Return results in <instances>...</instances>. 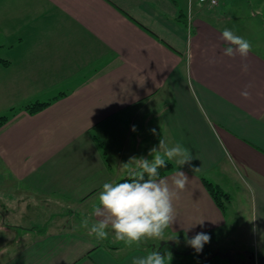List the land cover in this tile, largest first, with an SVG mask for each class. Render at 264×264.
<instances>
[{
	"label": "crops",
	"instance_id": "1",
	"mask_svg": "<svg viewBox=\"0 0 264 264\" xmlns=\"http://www.w3.org/2000/svg\"><path fill=\"white\" fill-rule=\"evenodd\" d=\"M200 4L0 0V116L12 114L0 128V264H132L153 251L170 264H227L214 257H235L237 243L264 248V0ZM224 29L251 42L246 59L224 55ZM162 137L193 156L162 178L189 179L164 240L129 247L68 224L65 208L93 210L103 184L125 177L131 157L151 160ZM205 180L229 196L224 211ZM232 181L248 197L249 240L238 226L226 232ZM200 232L211 236L204 255L185 243ZM243 253L236 263L254 257Z\"/></svg>",
	"mask_w": 264,
	"mask_h": 264
},
{
	"label": "clouds",
	"instance_id": "2",
	"mask_svg": "<svg viewBox=\"0 0 264 264\" xmlns=\"http://www.w3.org/2000/svg\"><path fill=\"white\" fill-rule=\"evenodd\" d=\"M222 39L230 45L224 50L226 56L239 55L246 59L252 50L250 41L230 29L222 31ZM247 68V64L243 65L245 71ZM241 95L247 99L250 94L244 91ZM132 130L135 131V126ZM151 132L157 134L155 129ZM149 155L152 156L151 160L134 156L122 165L131 179L103 184L98 196L99 205L92 211L97 220L90 226L87 218L81 223L83 228L88 229L89 236L94 235L97 240H104L108 238L110 229L117 241L129 247L133 244L139 245L145 240H164L165 231L176 222L174 201L179 199V193L185 189L189 179L183 171L177 170L171 177L170 184L167 179L160 178L159 169L167 168L169 162H174L179 169L185 164H190L193 156L182 144L170 145L163 137L158 146L150 149ZM203 223L204 220H200L196 224L203 226ZM210 240V234L205 232L197 233L192 238L185 234L186 245L197 253L201 252ZM171 259L170 252L161 254L159 251H153L143 257H134L132 264H170Z\"/></svg>",
	"mask_w": 264,
	"mask_h": 264
},
{
	"label": "rangeland",
	"instance_id": "3",
	"mask_svg": "<svg viewBox=\"0 0 264 264\" xmlns=\"http://www.w3.org/2000/svg\"><path fill=\"white\" fill-rule=\"evenodd\" d=\"M35 103H39V102H34L32 104H35ZM11 110H13V109H11ZM24 110H25V107H24ZM11 113H13V112H11ZM8 115L7 114L2 115V116H0V118L3 117V116H8ZM10 115H12V114H10ZM10 115H9L8 121L11 118ZM4 125H2V126H4ZM173 167H174V165H173ZM165 176H163V177H165ZM163 177H161V178H163ZM232 183H233V181L230 184H229V182L225 183L226 184L225 185V190H227L228 192H230L231 195H232V199L230 200L231 202H229L227 204V206H228V212H227V214H228V228L226 229V232H228V233L234 232V229L236 228V226H238V227H240V229H243L244 231H246V233L248 235L249 232H250V230H251V223H250L251 221H250V213H249L250 212V208H249L248 197H247V194H246L245 190H243L242 188H239L237 185L234 186L235 189H231L230 186H231ZM227 186L230 188V191H229V188ZM65 209H66V214H69L70 215V218L68 219V224L72 228H74L75 230L81 231L82 233L81 232L80 233L82 235L86 236V237H95L94 235L93 236H89L88 235V229L83 228L81 226V223H82V221L85 218H87L89 220V226L93 222L96 221L95 220V216L92 215V211L93 210H92V207L90 205H88V204L81 205V206L80 205H71L69 209H67V208H65ZM56 212H58V213H64L65 214V210L60 211L59 209H56ZM59 215H61V214H59ZM110 231L111 230L109 229V235H110ZM40 232H43V231H41V229H40ZM243 240H246V239H243ZM248 240H249V235H248ZM218 241H220L222 243L223 242H226V236H224L222 238H219ZM227 241H229L230 243L236 242V241H233V240H230V239L227 240ZM239 246H241V245H239V243H237L235 245V252H234L235 253V257L238 258L239 260L241 258H244L243 251H246V250L252 251L254 256H257L255 254L256 252L257 253L259 252L260 254L264 253V248L262 249V247H261L260 250H259L258 249L259 247L257 246V243L255 241L252 242V244L250 245L249 248H247V247L244 248V247H239ZM222 249H223V247L220 248V250H222ZM207 252H210V250L208 249ZM220 254L226 255L224 253H220ZM261 257H257V258L259 259ZM214 259L221 260V261H225V263H227V264H234L231 261V259H229V258H223L220 255L214 257Z\"/></svg>",
	"mask_w": 264,
	"mask_h": 264
},
{
	"label": "trees",
	"instance_id": "4",
	"mask_svg": "<svg viewBox=\"0 0 264 264\" xmlns=\"http://www.w3.org/2000/svg\"><path fill=\"white\" fill-rule=\"evenodd\" d=\"M0 63L3 64H7V61L3 60L0 58ZM51 104V102H42V103H35V104H30L27 105L25 107V109L31 113H38L41 110H43L44 108H46L47 106H49ZM11 112H14V109L11 110ZM9 119V115L8 116H3L0 118V127L2 125H4ZM173 168V164L171 162H169L167 168H162L159 169L160 172V178L165 176L171 169ZM126 179H131V177H129L128 175H126L125 177H123L119 182H123ZM206 188L208 190V192L210 193V195L213 197L214 201L216 202L217 206L224 211L225 210V202L226 200L229 198V196L218 186L208 182V181H204Z\"/></svg>",
	"mask_w": 264,
	"mask_h": 264
},
{
	"label": "water",
	"instance_id": "5",
	"mask_svg": "<svg viewBox=\"0 0 264 264\" xmlns=\"http://www.w3.org/2000/svg\"><path fill=\"white\" fill-rule=\"evenodd\" d=\"M201 255H204L203 252H200ZM217 255V254H216ZM222 256L223 258H229L231 259V261L234 263V264H238L235 262V258L232 254H226V255H222V254H218V256ZM205 258V257H204ZM212 259V257H209L207 260L210 261ZM244 264H264V257H261V258H256L255 256L248 262V263H244Z\"/></svg>",
	"mask_w": 264,
	"mask_h": 264
},
{
	"label": "built area",
	"instance_id": "6",
	"mask_svg": "<svg viewBox=\"0 0 264 264\" xmlns=\"http://www.w3.org/2000/svg\"><path fill=\"white\" fill-rule=\"evenodd\" d=\"M202 5L209 6V7H216L219 5L220 0H215L213 3V0H199Z\"/></svg>",
	"mask_w": 264,
	"mask_h": 264
}]
</instances>
